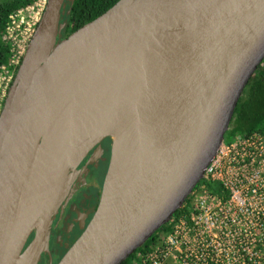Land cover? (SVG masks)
Listing matches in <instances>:
<instances>
[{"label": "water", "instance_id": "water-1", "mask_svg": "<svg viewBox=\"0 0 264 264\" xmlns=\"http://www.w3.org/2000/svg\"><path fill=\"white\" fill-rule=\"evenodd\" d=\"M72 2L46 1L0 112V264H17L27 247L37 249L42 240L45 249L35 264L48 252L52 230L82 174L83 160L71 170L69 156L72 108L84 81L105 77L127 88L129 154L109 191L114 140L109 132H97L91 150L105 140L110 144L97 206L57 264H123L169 223L199 185L264 61V0H119L62 38ZM177 15L199 17L200 29L191 36L159 157L143 177L138 102L148 84L145 60L164 20ZM53 30L47 57L33 66ZM102 49L108 52L104 58ZM113 50L128 51L130 57H116ZM12 95L17 108L6 115ZM44 140L47 198L23 203L22 190Z\"/></svg>", "mask_w": 264, "mask_h": 264}, {"label": "built area", "instance_id": "built-area-1", "mask_svg": "<svg viewBox=\"0 0 264 264\" xmlns=\"http://www.w3.org/2000/svg\"><path fill=\"white\" fill-rule=\"evenodd\" d=\"M46 1L38 0L34 8L40 4L44 8ZM21 13L9 17L4 31L10 58L0 71V112L40 19L31 29L28 23L24 26ZM211 182H218L226 197L213 194L207 187ZM179 210L183 213L167 223L170 228L162 241L145 254H137L143 264H260L259 248L264 249V136L223 143Z\"/></svg>", "mask_w": 264, "mask_h": 264}, {"label": "bare ground", "instance_id": "bare-ground-1", "mask_svg": "<svg viewBox=\"0 0 264 264\" xmlns=\"http://www.w3.org/2000/svg\"><path fill=\"white\" fill-rule=\"evenodd\" d=\"M200 29V18L195 15H177L164 20L158 30L145 65L149 70L148 84L142 99L138 102L140 111L139 133L141 142V166L143 177L147 176L166 138V128L173 119V102L179 85L183 62L192 44L191 36ZM54 43V30L49 33L39 50L33 66L37 67L47 57ZM108 54L101 52V58ZM116 57L128 58V51H111ZM114 86V88H112ZM112 88V89H111ZM113 92L108 97L107 92ZM127 88L121 84L111 85L105 77H99L96 83L88 81L81 85L72 108L71 146L69 164L71 170L80 162L95 144L98 131L109 132L114 140L111 161L106 177L107 189L113 190L120 171L129 154L128 142L124 136L127 130L125 120L130 102ZM17 96H10L6 115L17 108ZM48 143L44 140L36 156V163L26 178L22 190L23 203L31 199L45 200L49 187L48 168L45 152ZM48 162V161H47ZM45 244L34 249L27 247L17 264H35L37 255L43 252Z\"/></svg>", "mask_w": 264, "mask_h": 264}, {"label": "trees", "instance_id": "trees-1", "mask_svg": "<svg viewBox=\"0 0 264 264\" xmlns=\"http://www.w3.org/2000/svg\"><path fill=\"white\" fill-rule=\"evenodd\" d=\"M118 1L73 0L69 7L68 26L65 37L105 13ZM34 2L35 0H0V71L3 66L8 64L10 58V48L7 42L3 40L4 31L9 23V17L19 10L31 6ZM255 135L264 136V61L251 77L245 97L237 104L229 130L225 135L224 143H231L238 138H248ZM107 142L106 153L109 156V140ZM102 178L103 174L100 180ZM207 187L213 194L220 195L222 198L226 197L223 187L218 182H211L207 184ZM181 213L183 211H177L174 219L178 218ZM169 228V224L163 226L161 230L156 232L155 235L142 247L137 249L123 264H143L137 254H145L149 249L156 246L162 241L161 236H164L169 231ZM259 250L260 264H264V249L260 246Z\"/></svg>", "mask_w": 264, "mask_h": 264}, {"label": "flooded vegetation", "instance_id": "flooded-vegetation-1", "mask_svg": "<svg viewBox=\"0 0 264 264\" xmlns=\"http://www.w3.org/2000/svg\"><path fill=\"white\" fill-rule=\"evenodd\" d=\"M34 4V3H33ZM32 4V6H33ZM31 6H28L29 8ZM24 8V9H27ZM3 40L4 36H3ZM6 41V40H5ZM108 142L105 140L101 143L100 148L96 147L93 150H91L83 159V165L91 161V165L88 169H90L91 174L94 176V182L93 185H87V179L86 185L87 187L82 188L75 197H73L72 200H70L69 204L65 206V210L60 215L58 222L56 223V230L53 231L52 236L49 239V251L51 252V256L55 259L56 251L53 248L54 244L62 240V243L64 241L66 242L65 237H68L70 239L69 241L73 242L74 237H78L81 232L84 230L86 225L88 224L91 216L93 215L95 208L97 206V197H98V189L96 188V182L99 187V181L101 178V170L103 169V165L105 164V160H107V157L105 154L100 155L98 153V150H103L106 152V146ZM96 179V180H95ZM95 184V185H94ZM82 196L84 199H82ZM77 201H81V204H79ZM98 201V200H97ZM75 203L77 205V210L69 213V208L72 206V204ZM70 214V215H69ZM67 216L69 218L67 219ZM58 224V225H57ZM44 258V257H43ZM58 262V261H57ZM56 262V264H57ZM49 263V262H48Z\"/></svg>", "mask_w": 264, "mask_h": 264}, {"label": "rangeland", "instance_id": "rangeland-1", "mask_svg": "<svg viewBox=\"0 0 264 264\" xmlns=\"http://www.w3.org/2000/svg\"><path fill=\"white\" fill-rule=\"evenodd\" d=\"M37 2H38V0H35V2H34V4H37ZM41 2V1H40ZM34 4H33V6L31 5V7H33V9H22V13H21V17L24 19V26H27V24L26 23H28L30 26H31V29H33V27H32V24H33V22H35V20H37V19H39V16L41 17V14H42V12H43V10H44V8H43V5H39L37 8H34ZM45 7V6H44ZM66 33H67V28L62 32V38L63 37H65V35H66ZM21 36L19 35V38H20ZM23 38H24V36H23ZM22 38V39H23ZM4 85H2L1 86V89H2V87H3ZM98 153L100 154V155H102V154H105L106 156H107V153L105 152V151H103V150H98ZM85 158V157H84ZM91 162H92V160L91 161H88V162H86L83 166H82V174L80 175V177H79V180H78V182H77V184H76V186H75V188H74V190H73V193H72V195H71V197H70V199L68 200V203H66V205L65 206H67L68 204H69V202H70V200H72L73 199V197H75L76 195H77V193L82 189V188H84V187H87V186H85L86 185V181H85V179H87V185L89 186V185H93V180H94V176L91 174V171H90V169H88L89 168V166L91 165ZM105 162V164L103 165L104 167H103V169L101 170V175L103 174L104 175V173H105V171H106V167H107V164H108V162H109V158L107 157V160H105L104 161ZM96 180V179H95ZM102 180V179H101ZM95 185V184H94ZM96 188L98 189V197H97V200H98V198H99V195H100V190H101V181H99V187H98V184H97V182H96ZM197 193V192H196ZM82 199H84L83 198V196H82ZM96 200V202H98ZM79 204H81V201H77ZM64 206V210H65V207ZM63 210V211H64ZM75 210H77V205L75 204V203H73L72 204V206L69 208V213H71V212H73V211H75ZM78 211V210H77ZM70 215V214H69ZM69 218V216H67V219ZM58 225V224H57ZM56 228V227H55ZM53 229L52 230V233H51V235H50V237L52 236V234H53V231L54 230H56V229ZM262 230H264V226L261 228ZM65 239H66V242L64 241V243H62V240L59 242V244H57V243H55L54 244V246H53V248L55 249V251H56V254H55V259L53 258V256H51V252L49 251V248H48V252H44L42 255H41V259H40V261H39V263L38 264H56V262L57 261H59V259H60V257L64 254V252L66 251V249L72 244V242L71 241H69L70 239H68V237H65ZM76 239V237H74V240ZM49 247V246H48ZM44 257V258H43ZM49 262V263H48Z\"/></svg>", "mask_w": 264, "mask_h": 264}]
</instances>
